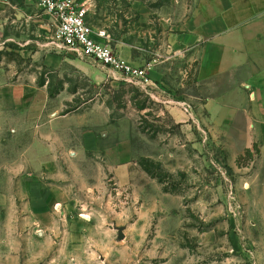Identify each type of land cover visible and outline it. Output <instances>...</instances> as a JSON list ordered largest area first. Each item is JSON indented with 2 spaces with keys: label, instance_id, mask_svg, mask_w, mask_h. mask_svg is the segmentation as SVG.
Returning <instances> with one entry per match:
<instances>
[{
  "label": "rangeland",
  "instance_id": "rangeland-1",
  "mask_svg": "<svg viewBox=\"0 0 264 264\" xmlns=\"http://www.w3.org/2000/svg\"><path fill=\"white\" fill-rule=\"evenodd\" d=\"M77 1L149 82L0 0V264H264L263 165L230 158L175 48L197 0Z\"/></svg>",
  "mask_w": 264,
  "mask_h": 264
},
{
  "label": "crops",
  "instance_id": "crops-1",
  "mask_svg": "<svg viewBox=\"0 0 264 264\" xmlns=\"http://www.w3.org/2000/svg\"><path fill=\"white\" fill-rule=\"evenodd\" d=\"M180 29L175 48L210 86L212 130L234 161L252 153L264 168V0H197Z\"/></svg>",
  "mask_w": 264,
  "mask_h": 264
},
{
  "label": "built area",
  "instance_id": "built-area-1",
  "mask_svg": "<svg viewBox=\"0 0 264 264\" xmlns=\"http://www.w3.org/2000/svg\"><path fill=\"white\" fill-rule=\"evenodd\" d=\"M42 6L55 23V39L72 55L86 58L129 80L149 82V67L128 61L112 44L108 29H94L87 3L77 0H31Z\"/></svg>",
  "mask_w": 264,
  "mask_h": 264
},
{
  "label": "water",
  "instance_id": "water-1",
  "mask_svg": "<svg viewBox=\"0 0 264 264\" xmlns=\"http://www.w3.org/2000/svg\"><path fill=\"white\" fill-rule=\"evenodd\" d=\"M118 231H119V239H123L124 238V233H123V228L122 227H118Z\"/></svg>",
  "mask_w": 264,
  "mask_h": 264
}]
</instances>
